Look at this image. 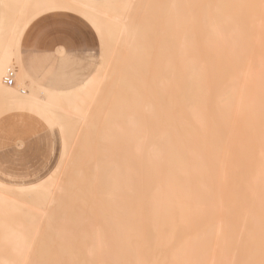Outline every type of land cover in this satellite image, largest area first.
<instances>
[{
	"label": "bare ground",
	"instance_id": "1",
	"mask_svg": "<svg viewBox=\"0 0 264 264\" xmlns=\"http://www.w3.org/2000/svg\"><path fill=\"white\" fill-rule=\"evenodd\" d=\"M54 10L80 15L103 47L117 45L122 57H132L127 64L109 50L119 61L111 59L119 68L112 72L133 73L119 74L118 86L109 80L118 87V126L103 124L107 132L96 135L119 131L113 139L125 136L130 146L107 156L99 138L103 162L83 127L74 132L88 121L90 104L101 105L100 97L93 100L105 90L98 88L108 83L107 70L52 89L20 68L25 29ZM152 28L154 39L147 36ZM150 37L155 44L145 43ZM16 67V84L8 86ZM0 105L5 113H31L49 129L59 125L64 134L74 126L69 131L89 143L87 153L78 142L82 152L67 157L60 195L50 191L53 176L30 185L0 181V250L7 251L0 264H264V0H0ZM103 155L119 157L108 163ZM81 164L90 175H77ZM90 165L116 171L92 174ZM47 203L54 208L45 213Z\"/></svg>",
	"mask_w": 264,
	"mask_h": 264
},
{
	"label": "rangeland",
	"instance_id": "2",
	"mask_svg": "<svg viewBox=\"0 0 264 264\" xmlns=\"http://www.w3.org/2000/svg\"><path fill=\"white\" fill-rule=\"evenodd\" d=\"M156 32V33H158V28H152V29H150L149 31H150V33L148 32V30H147V32L150 34V35H147V36H151L152 38L153 37H155V35L153 34L154 33V31ZM157 30V31H156ZM155 33V34H156ZM158 35L159 34H156V39H155V43L157 44L158 42H160V38H158L159 40H158V42H157V37H158ZM148 38V40L146 39L145 41H148V42H145L144 40H142V41H139V43H141L142 42V44H143V41L146 43V44H148L149 42V44H155L154 43V40H153V43H151V40H152V38ZM151 39V40H150ZM154 39V38H153ZM97 49L95 50V51H93V52H89V53H86V54H84V55H79V56H67V55H58V54H56V56L55 57H52L51 59H44V60H39V62L37 63V64H35V65H32V66H30V65H27V67H26V69H27V71H28V73L30 74V76L32 77V78H34V79H36V80H40V83L41 84H43V85H46V86H52V87H54V88H61L62 87V85L63 84H67V83H79L81 80H83V79H85V78H87V77H89V76H92L98 69H100V67L101 66H103V69H106L107 71H105V70H103V74H104V76L106 75V77L108 78V83L106 82V80L107 79H105V80H103L102 81V84H100V88H98V90L99 89H102V88H105V90H104V92L103 91H98L97 92V90H96V93H95V98H96V96L99 98L100 97V99L98 100L97 98L96 99H94L93 101H99V103L101 104V105H99L98 107L97 106H94V102H92L91 104H93V105H91L90 104V107L88 108V110L90 109V111L89 112H87V120L88 121H83L80 125H77V126H75V131L76 132H74V133H76L77 135H79V129H81V127H83V131L85 132V136H84V134L82 133V135H80V138L81 139H79L78 140V138H79V136H77V137H75V135H73V131L71 132V131H69V129H73L74 128V126H72L71 128H68V130H67V132H65V134L63 133V131L60 129V126L59 125H54V126H52V128L51 129H49L48 128V132H49V136H50V143H49V152H48V158H47V160H46V163H45V165L43 166V167H40L39 169H37V171H34L33 173H30V174H24V175H18V176H15V175H11V174H6V173H1L0 172V181H2V182H4V183H6V184H8V185H12V186H18V185H30V184H36V183H39V182H42V181H47L48 179H51V177L53 176V183H52V186L50 187V191H52V192H54L55 193V191L57 190L58 191V194L60 195L61 193H62V191L60 192V190H59V188H57V186L59 185V183L61 182V184H60V186L61 185H63L64 184V182L65 181H67V178H65L64 176H63V174L64 173H66V174H68V168L70 167V165H69V167H68V165L67 164H69V160L70 161H74V159L73 160H71L72 158L71 157H73L74 155L73 154H76V152H80V150H81V152H82V149H80L79 150V148H82V146H79L78 145V142L80 143V145H84V147L85 146H88L89 147V143L88 142H86V143H88V144H86L85 143V140H84V138L86 139V137H87V141H90L91 142V140L94 142V144L92 145V143H90V145H92L90 148H93V149H95V150H97V151H95V152H97L98 154L100 153V152H98V151H101L103 148H104V146H105V149H103V151L107 154V156L109 155V152L111 151L110 149H112V152H114V150L115 151H117L118 149H117V146H120V147H122L124 144H126L127 146H128V148H129V146H130V144L129 143H122V140L123 139H126V137L125 136H123V137H121L122 139H119V142H117V140L115 141V138L113 139V137H114V134L116 135L117 133L116 132H119V131H116V132H114L113 133V131H115L114 130V128L116 127V126H118V124L117 125H115L114 126V124H116L117 123V119H116V122H114V117L115 118H117V88L118 87H114L113 85L114 84H116L117 86L119 85V83H120V79H121V75H119V74H122L123 75V73L125 74H130V73H133V72H129L128 70H122L121 69V71L119 70V72H118V74L116 75V73H114V72H116V67L118 66V65H116L115 63L113 64L114 66H112L111 65V59H115L114 61H117L116 60V54L117 53H119L120 51H118L117 50V47H119V46H117V45H115V47H111L110 49H108L106 46L105 47H103V44H101L100 45V41H99V39H97ZM113 46V45H112ZM114 48L116 49V51L114 50ZM109 50L111 51V52H113V55H116L115 57L111 54V52L109 53ZM114 50V51H113ZM122 50H124V49H122ZM103 51V52H102ZM115 52V53H114ZM126 53L125 51H123V52H120L119 53V57L121 56H124V54ZM105 54V55H104ZM113 57H112V56ZM127 55V54H126ZM109 57V60L107 59L105 62H107V61H110V64H108V62H107V64L104 62V60L106 59V57ZM107 57V58H108ZM118 57V58H119ZM126 57V59L124 58V57H122V58H124L125 60H127L126 61V63L127 62H129V58H130V62H131V59H132V57L130 56V57H127V56H125ZM103 63H105V64H103ZM119 63V61H117V64ZM120 63H124V65H127V64H125V61L124 60H122V62H120ZM16 66V64H13V67H15ZM111 66H112V68H114L115 67V70L113 69V71L114 72H112V68H111ZM121 66H123V65H121ZM128 66V65H127ZM31 67V68H30ZM105 67V68H104ZM106 67H108V68H106ZM125 68V67H124ZM18 68L16 67L15 68V70H13L15 73H14V78H13V85H15L16 84V76H17V70ZM108 69L109 70H111V71H108ZM119 68L117 67V70H118ZM17 70V71H16ZM105 71V72H104ZM109 72V73H108ZM32 73H33V75H32ZM106 73V74H105ZM110 73H111V75H110ZM111 76V77H110ZM112 76L114 77L113 78V80H117V76H118V80L117 81H113L112 80V82L111 81H109V80H111V78H112ZM124 76V75H123ZM125 76H127V75H125ZM120 78V79H119ZM105 81V82H104ZM112 83L111 84V88H113V89H111L110 88V86H109V83ZM116 82V83H115ZM106 83H107V86H106ZM22 87V86H21ZM102 87V88H101ZM107 87H108V90H107ZM108 91V96H107V92H105V91ZM104 95H106V96H104ZM102 96H103V99H104V101L102 102ZM112 96H115V98L113 97V98H111ZM108 97V98H107ZM113 99V100H112ZM106 100L108 101V102H106ZM103 103H104V106H102L103 105ZM97 104V102H95V105ZM106 104V105H105ZM106 106V107H105ZM107 106H109V107H107ZM96 107V108H95ZM106 108V110H104V108ZM112 107V108H111ZM100 109V110H98V109ZM107 108H108V110H107ZM112 109V110H111ZM2 110V112H0V117L3 115V114H6L5 113V111H4V107L2 106V105H0V111ZM111 110V111H110ZM113 110H114V112H113ZM99 112V113H98ZM102 112V113H101ZM111 112H113L112 113V116H113V119H112V122L110 121L111 120ZM99 115H98V114ZM101 114H102V116L103 117H100L101 116ZM109 114V115H108ZM93 115H94V117H93ZM111 116V117H110ZM102 118V119H101ZM106 119V120H104V119ZM108 118H110V120L108 119ZM96 119V120H95ZM98 122V124H97V122ZM101 121V122H100ZM65 122H68V121H65ZM106 122H108V123H106ZM87 124V127H85L86 126V124ZM113 123V124H112ZM88 124H90V125H88ZM97 124V125H96ZM101 124V126H99ZM103 124L106 126V129H113V131L112 130H108V131H111V133L110 134H108L107 136L105 135L104 136V134H102V135H100L99 133H98V135H96V133L97 132H99V130L100 129H103V130H105L104 128H101V127H103ZM107 124V125H106ZM108 124H112L111 125V127L109 126L108 127ZM79 126H80V128H79ZM90 126H91V129H90ZM113 126V127H112ZM120 126V125H119ZM124 126V125H123ZM92 127H94V128H92ZM95 127H99L98 128V130H95L94 132H93V130L95 129ZM108 127V128H107ZM124 127H126V126H124ZM117 129V128H116ZM119 129V128H118ZM117 129V130H118ZM127 129H128V131L126 130V128H124V130H126V132L127 133H129L130 134V128L127 126ZM120 130H122V132H123V128L121 129V127H120ZM106 131V130H105ZM71 134H70V133ZM79 132V133H78ZM107 132V131H106ZM94 136L93 138H96L97 136H98V138H96V139H98V141L100 142V143H98V142H95L93 139H92V135ZM101 133H103V132H101ZM67 134H68V137L70 138V140L69 139H67ZM73 135L72 137L70 136V135ZM106 134V133H105ZM113 134V135H112ZM123 134H125L124 132H123ZM90 135V136H89ZM100 135V136H99ZM110 135H111V137H110ZM126 135V134H125ZM82 136V137H81ZM83 136H84V138H83ZM116 136H118V134L116 135ZM127 136H129L128 134H127ZM66 137V138H65ZM63 138H65V139H63ZM99 138H102L104 141H106V142H104V143H102V144H105V143H107V145H103L102 146V144H101V142L102 141H100L99 140ZM106 138H108V139H106ZM63 139V140H62ZM76 139V140H75ZM68 141V142H66V141ZM74 141V143H72L73 141ZM81 140H82V142H81ZM108 140V141H107ZM18 141V142H17ZM16 141V143L18 144V145H23V143H19L20 142V140H17ZM76 141H77V143H76ZM111 142L113 143V144H115L114 146L112 145L111 146ZM68 145V146H66L67 148L66 149H64L65 148V146L63 147V145ZM72 144V145H71ZM74 144V145H73ZM123 144V145H122ZM95 145H96V147H95ZM97 145H98V147H97ZM122 145V146H121ZM125 145V146H126ZM74 146H76V147H74ZM102 146V147H101ZM111 146V147H110ZM126 146V147H127ZM70 147V148H69ZM72 147V148H71ZM74 147V148H73ZM99 147H101L100 149H97V148H99ZM120 147H118V148H120ZM76 148H78V149H76ZM128 148H125V147H122L121 148V150L119 151V153H124V151L126 150V149H128ZM69 149V150H68ZM74 149H76L75 151H74ZM92 149V150H93ZM117 149V150H116ZM125 149V150H124ZM77 150H79V151H77ZM86 150H87V147H85V152L84 153H87L86 152ZM90 150V149H89ZM110 150V151H109ZM75 153H74V152ZM101 152L100 154H103L104 152ZM107 151H109L108 153H107ZM117 151V152H118ZM122 151V152H121ZM68 152V153H67ZM80 152V153H81ZM71 153H72V155H71ZM104 153V154H105ZM111 153V152H110ZM127 153V152H126ZM68 154H69V156H68ZM79 154V153H78ZM89 154H90V152H89ZM98 154H96L95 153V155L97 156ZM99 154V156H100V158H102V161H101V159L99 160L98 158H95L96 159V161H94V159H92L94 162H96L97 163V160L98 161H101V162H103V157L101 156ZM112 154V153H111ZM128 154V153H127ZM126 154V155H127ZM66 155V156H65ZM84 155V154H83ZM88 155V154H87ZM113 155V154H112ZM112 155H110L109 156V158L110 157H119V156H121V155H119V156H112ZM115 155V154H114ZM117 155V154H116ZM125 155V154H124ZM76 156V155H75ZM79 156V158H82L80 155H78ZM85 156V160H86V155H84ZM90 156H91V154H90ZM103 156H106V155H103ZM107 156L105 157L106 159H107V162H108V160H109V162H110V160L111 159H109V158H107ZM123 156V155H122ZM121 156V157H122ZM66 157V158H65ZM69 158V160H68V158ZM93 157V156H92ZM98 157V156H97ZM125 157V156H124ZM65 158V159H64ZM76 158V157H75ZM78 158V157H77ZM94 158V157H93ZM67 159V160H66ZM106 159H104V161L106 162ZM118 160H120V162H122V160H124V162H125V159L123 158L122 160H121V158H117ZM80 160V159H79ZM91 159H89L88 161H90ZM115 160V159H114ZM113 160V161H114ZM68 163H67V162ZM87 161V162H88ZM92 161V162H93ZM76 162V161H75ZM78 162V161H77ZM76 162V163H77ZM87 162H85L86 164H87ZM91 162V161H90ZM104 162V163H105ZM106 162V163H107ZM108 162V163H109ZM120 162H118V164L120 163ZM65 163V164H64ZM79 163V165L77 164L76 165V170H77V166H79L80 167V162H78ZM85 163H84V165H85ZM89 163V162H88ZM99 163V162H98ZM97 163V164H98ZM111 163H113V164H115L116 162H111ZM123 163V162H122ZM72 164V163H71ZM92 164V163H91ZM95 164V163H94ZM100 164V163H99ZM99 164L98 165H96V166H99ZM103 164V163H102ZM102 164H100V165H102ZM121 164V163H120ZM83 164H81V166H82ZM89 165V164H88ZM63 166H65V167H63ZM95 166V165H94ZM94 166H91L90 165V167H92L91 168V170H89V171H91L92 172V174H93V171L94 172H96L97 173V171H95V170H99V168H97V169H95V170H93L92 171V169H93V167ZM96 166L94 167V168H96ZM78 167V168H79ZM63 168V169H62ZM83 168V169H82ZM81 169H82V171H80V172H82V174H77V175H79V176H85V175H90V174H86V172H84V170L86 169H84V166H82L81 167ZM102 169H104V168H101L100 170H102ZM108 169L109 168H107V171H105L106 170V168H105V170H102V171H100L99 170V172H100V174H101V172H103L104 171V173L106 172H108ZM111 170H112V168H110ZM109 169V170H110ZM115 169V168H114ZM112 170V171H116V169L115 170ZM70 170H72L73 172H72V175L73 176H77L76 175V170H74V169H72V167L70 168ZM110 170V171H111ZM118 170V169H117ZM121 170H123V168L121 169ZM62 171V172H61ZM66 171V172H65ZM111 171V172H112ZM61 172V173H60ZM98 172V173H99ZM58 173H60V174H58ZM108 173H110V172H108ZM103 174V173H102ZM96 175H99V174H96ZM59 176V177H58ZM69 177H70V175H68ZM62 177V178H61ZM60 178V179H59ZM57 183V184H56ZM53 185H54V187H53ZM60 186H58V187H60ZM64 186H65V184H64ZM54 189H53V188ZM63 188V187H62ZM66 188V190H67V187H65ZM75 188H77V187H75ZM62 190V189H61ZM52 192H51V196H52ZM57 193V192H56ZM58 195V196H59ZM57 195H53L52 197L54 198V197H56ZM57 196V197H58ZM63 196V195H62ZM62 196H60L59 198H61ZM49 203V202H48ZM47 203V205H45L44 206V209H43V211L45 212V211H49L50 212V210H52L51 208L53 207L52 205V203H54V207H55V205H56V203H58V202H52V203H49V204H52V205H49ZM24 204H26L25 206H28V207H30L31 206V204H29V201L27 200V199H25L24 200ZM29 204V205H28ZM52 206V207H49V206ZM28 207H26V208H28ZM53 207V208H54ZM31 208V207H30ZM49 212H47V213H49ZM46 213V212H45ZM7 251L6 250H0V254H4V253H6Z\"/></svg>",
	"mask_w": 264,
	"mask_h": 264
},
{
	"label": "crops",
	"instance_id": "3",
	"mask_svg": "<svg viewBox=\"0 0 264 264\" xmlns=\"http://www.w3.org/2000/svg\"><path fill=\"white\" fill-rule=\"evenodd\" d=\"M97 39L99 37L94 28L80 15L66 10H54L43 13L27 26L20 39L18 52L20 59L23 57L25 61L24 71L33 81L41 84L40 80L30 76L27 65L51 59L56 54L79 56L93 52L97 49ZM47 127L42 119L25 111L2 115L0 172L18 176L33 173L43 167L48 158L50 143ZM17 140L23 141V145H18Z\"/></svg>",
	"mask_w": 264,
	"mask_h": 264
},
{
	"label": "snow or ice",
	"instance_id": "4",
	"mask_svg": "<svg viewBox=\"0 0 264 264\" xmlns=\"http://www.w3.org/2000/svg\"><path fill=\"white\" fill-rule=\"evenodd\" d=\"M50 7L52 9L66 8L68 10H71V5H57V4H53V5H50ZM24 63H25V61H24L23 57H21V61H20V68H21V70H23Z\"/></svg>",
	"mask_w": 264,
	"mask_h": 264
},
{
	"label": "built area",
	"instance_id": "5",
	"mask_svg": "<svg viewBox=\"0 0 264 264\" xmlns=\"http://www.w3.org/2000/svg\"><path fill=\"white\" fill-rule=\"evenodd\" d=\"M13 76H14V71L11 70L8 72L7 77L5 78L4 83L7 84L8 86L13 84Z\"/></svg>",
	"mask_w": 264,
	"mask_h": 264
}]
</instances>
